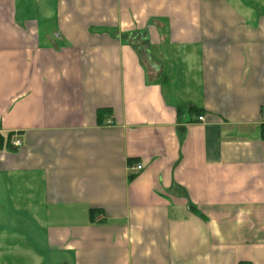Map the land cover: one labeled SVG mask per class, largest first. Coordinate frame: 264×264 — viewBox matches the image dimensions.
<instances>
[{"label": "crops", "instance_id": "obj_1", "mask_svg": "<svg viewBox=\"0 0 264 264\" xmlns=\"http://www.w3.org/2000/svg\"><path fill=\"white\" fill-rule=\"evenodd\" d=\"M263 137L264 0H0V264H264Z\"/></svg>", "mask_w": 264, "mask_h": 264}, {"label": "built area", "instance_id": "obj_2", "mask_svg": "<svg viewBox=\"0 0 264 264\" xmlns=\"http://www.w3.org/2000/svg\"><path fill=\"white\" fill-rule=\"evenodd\" d=\"M198 122H202L203 118L202 117H198L197 118ZM264 140V137H263ZM22 147V142L20 139H18L17 137L13 138L12 144H11V148L12 150H18ZM141 170V166H136V171H140Z\"/></svg>", "mask_w": 264, "mask_h": 264}]
</instances>
